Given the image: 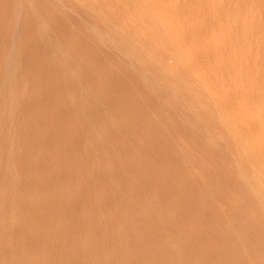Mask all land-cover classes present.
Wrapping results in <instances>:
<instances>
[{
  "label": "rangeland",
  "instance_id": "374dc122",
  "mask_svg": "<svg viewBox=\"0 0 264 264\" xmlns=\"http://www.w3.org/2000/svg\"><path fill=\"white\" fill-rule=\"evenodd\" d=\"M0 1L1 264H264V0Z\"/></svg>",
  "mask_w": 264,
  "mask_h": 264
},
{
  "label": "bare ground",
  "instance_id": "6f19581e",
  "mask_svg": "<svg viewBox=\"0 0 264 264\" xmlns=\"http://www.w3.org/2000/svg\"><path fill=\"white\" fill-rule=\"evenodd\" d=\"M3 1H4V0H3ZM3 1H2V3H3ZM13 1H15V0H13ZM17 1H18V0H16L14 3H17V4H18L19 1H18V2H17ZM20 1H21V0H20ZM24 1H25V0H24ZM26 1H27V0H26ZM28 1H29V2H27V3H29V5H30V0H28ZM32 1L34 2L35 0H32ZM38 1H40V3H42V4H43V2H44V0H42V1H41V0H36V1L34 2L35 5H36V2H38ZM47 1H48V0H46L45 2L47 3ZM69 1H70V0H69ZM71 1H73V0H71ZM74 1H75V0H74ZM82 1H83V0H77L78 3H81ZM86 1H87V0H85V2H86ZM89 1H90V0H89ZM48 2L50 3V0H49ZM51 2H52V3H55V2H53L52 0H51ZM62 2H67V1H62ZM85 2L83 1L81 4L83 5V3H85ZM0 3H1V1H0ZM27 3H26V4L23 3V4H25V6H26ZM31 3H32V2H31ZM70 3H71V2H70ZM72 3H76V2H72ZM8 4H9V3H8ZM8 4H7V5H8ZM38 4H39V3H38ZM60 4H61V3H60ZM63 4H64V3H63ZM86 4H87V3H86ZM88 4H89V3H88ZM14 5L16 6V4H14ZM20 5H21V4H20ZM20 5H17V6L20 7ZM29 5H27V7H28ZM33 5H34V4H33ZM35 5H34V6H35ZM49 5H51V4H49ZM57 5H58V3H57ZM57 5H56V6H57ZM66 5H67V4H66ZM69 5H70V4H69ZM69 5H68V6H69ZM17 6H16V7H17ZM23 6H24V5H23ZM40 6H41V7H39V5H38V7H39V9H40V11H38V12L40 13L41 18L43 17V18L45 19V21L47 20V23H48V21H49V22H51L50 25H53V26H49V24H48L47 27L49 26L51 29H49V28H47V29H49V31L52 30L51 32H53V31H57V33H58V32L60 33L61 29L64 28V27L61 28V25L63 26V24H64L65 22L63 21V23L61 24L59 21H60V18H62V17H61V16H58V17H60V18L57 17V18H58V19H57V18L55 17L56 15H55V16L53 15L54 13H56L55 9H53L54 6H55V4L52 5V6H53V8H52L53 10L51 9V6L49 7L48 5H47V7H46V5H41V4H40ZM70 6H71V5H70ZM73 6H74V5L72 4V7H73ZM2 7H3V6H2ZM2 7H0V8H2ZM4 7H6V6H4ZM4 7H3V8H4ZM8 7H10V5L7 6V8H8ZM30 7L33 9V7H32L31 5H30ZM35 7H36V8H34V10H35V9H38L37 6H35ZM48 7H49V8H48ZM58 7H59V6H58ZM63 7H64V6H63ZM75 7H78V8H79L80 6H78V5L76 4ZM75 7H74V8H75ZM82 7H83V6H81V8H79V9H82ZM17 8H18V7H17ZM22 8H23V7H22ZM31 8H30V9H31ZM47 8H48L49 10L51 9L52 12H53V11H55V12H54V13H51ZM55 8L57 9V7H55ZM59 8H60V7H59ZM59 8H58L59 12H62V11H60V9H61L62 7H61L60 9H59ZM9 9H10V8H9ZM11 9H13V6H11ZM20 9H21V8H20ZM23 9H25V8H23ZM27 9H28V8H26V11H24V10H23V11H24V13L27 12V13H28L27 15H29V17H26V18L24 17V18H23V16L26 15V14H25V15L21 16V17H22V20L24 19V20L27 21V18H28L29 20H28L27 22H29V21L31 22V25H30L31 29H32V30L35 29V28L38 29L37 27H39L38 25L40 24L41 20H43V18H42L41 20L36 19L37 22L40 21L39 23H37L38 25H37V27H36V23H35V19H34L35 16H32V15L29 13L30 11H31V12H34V11H33V10H30V11H29V10H27ZM72 9H73V8H72ZM75 9H77V8H75ZM5 10H7V9H5ZM58 10H57V11H58ZM62 10H63V9H62ZM2 11H4V10H2ZM7 11H8V10H7ZM7 11H6L5 13H8ZM11 11H12V10H10L9 12H11ZM23 11L20 10L21 13H22ZM36 11H37V10H36ZM36 11H35V15L37 14ZM74 11H75V10H74ZM74 11H73V12H74ZM13 12H15V10H14ZM78 12H79V11H78ZM81 12H82V11H81ZM11 13H12V12H11ZM21 13H20V14H21ZM1 14H2V12H1ZM9 14H10V13H9ZM15 14H16V13H15ZM61 14H62V13H61ZM66 14H67V12H66ZM75 14H77V13H75ZM79 14H81V13H79ZM4 15H5V14H4ZM7 15H8V14H7ZM38 15H39V14H38ZM57 15H58V14H57ZM69 15H70V14H69ZM5 16H6V15H5ZM5 16H3V17L5 18ZM67 16H68V15H67ZM78 16L80 17V15H78ZM1 18H2V16L0 15V19H1ZM19 18H20V17H19ZM36 18H39V17H36ZM68 18H69V17H68ZM70 18H71V17H70ZM77 18H78V17H77ZM7 19H8V18H7ZM71 19H74V18H71ZM75 19H76V18H75ZM1 20H2V19H1ZM9 20H11V19H9ZM24 20H23V21H24ZM62 20H64V19H61V21H62ZM65 20H66V18H65ZM3 21H4V20H3ZM45 21H44L43 23L41 22V24L44 25ZM67 21H68V19H67ZM70 21H71V20H70ZM78 21H79V20H78ZM78 21H77V22H78ZM6 22H7V21H6ZM9 22H10V21H9ZM13 22H14V21H13ZM13 22H11L12 25H13ZM27 22H25V24H26ZM30 22H29V23H30ZM68 22H69V21H68ZM79 22H80V21H79ZM23 23H24V22H23ZM23 23L21 24L22 26L25 25V24L23 25ZM34 23H35V25H34ZM47 23H46V24H47ZM58 23H60V24H58ZM70 23H71V22H69V24H70ZM80 23H81V22H80ZM0 24H1V23H0ZM2 24H3V22H2ZM2 24H1V25H2ZM4 24H5V23H4ZM6 24H7V23H6ZM27 24H28V23H27ZM27 24H26V25H27ZM71 24H72V23H71ZM75 24H76V23H75ZM59 25H60V26H59ZM66 25H67V24L65 23L64 26L66 27ZM77 25H78V24H77ZM2 26H4V25H2ZM28 26H29V25H28ZM28 26H27V27H28ZM67 26H68V25H67ZM70 26H71V25H70ZM79 26H80V25H79ZM79 26H78V27H79ZM6 27H7V26H6ZM14 27H15V25H14ZM14 27H13V28H14ZM24 27H25V26H24ZM76 27H77V26H76ZM76 27H75V28H76ZM1 28L3 29L4 27H1ZM1 28H0V29H1ZM21 28H23V27H21ZM42 28H44V27H42ZM60 28H61V29H60ZM69 28H70V29H73L74 27H73V28L69 27ZM75 28H74L72 31H77V30H75ZM4 29H5V28H4ZM7 29H9V28H7ZM10 29H11V26H10ZM27 29L30 31V28H29V27H28ZM28 30H27V31H28ZM45 30H46V28H45ZM45 30H43V31H44V33H45V36L47 37V35H48L49 33H48L47 31H45ZM66 30H68V29H66ZM1 31H2V30H1ZM6 31L9 32V30H6ZM14 31H15V30H14ZM24 31H25V28L23 29V32H24ZM34 31H37V30H34ZM43 31H42V32H43ZM78 31H79V30H78ZM8 32H7L6 35H9ZM17 32H18V30L16 31V33H17ZM25 32H26V31H25ZM46 32H47V33H46ZM61 32H62V31H61ZM68 32H69V30H68ZM68 32L66 31V33H68ZM79 32H80V31H79ZM79 32H78V33H79ZM0 33H1V32H0ZM2 33H3V32H2ZM4 33H5V32H4ZM4 33H3V34H4ZM18 33L21 34L22 32H18ZM18 33H17V34H18ZM30 33H31V32H30ZM35 33H36V32H35ZM57 33L55 32L54 35L57 36ZM59 33H58V34H59ZM66 33H64V34H66ZM22 34H23V33H22ZM22 34H21V35H22ZM31 34L33 35V33H31ZM37 34H38V33H37ZM37 34H35V35H37ZM40 34H41V31H40ZM46 34H47V35H46ZM50 34H51V33H50ZM79 34H80V33H79ZM6 35H4V36H6ZM24 35H25V34H24ZM42 35H43V34H42ZM42 35H40V36L42 37ZM60 35H61V37L65 38V36H63V32H62ZM74 35H76V34H74ZM74 35H73V37H74ZM1 36H2V35H1ZM1 36H0V39H1ZM10 36H11V35H10ZM10 36H9V37H10ZM22 36H23V35H22ZM22 36H21V38L23 39L24 36H23V37H22ZM40 36H39V34L37 35V37H40ZM43 36H44V35H43ZM52 36H53V33H52ZM52 36H49V37H52ZM67 36H69V35H67ZM76 36H78V34H77ZM79 36H80V38H81V35H79ZM79 36H78V37H79ZM12 37H13V35H12ZM29 37H30V36H29ZM29 37H27V38H29ZM33 37H35V36H33ZM33 37H32V38H33ZM41 37H40V38H37V39L34 38V40L36 39L34 42H37L38 39H39L40 43L43 42V41H44V39H43L44 37H42V40H43V41L40 40ZM46 37H45V38H46ZM49 37H48V38H49ZM59 37H60V36H59ZM69 37H71V36H69ZM6 38H8V37H6ZM10 38H11V37H10ZM19 38H20V37H19ZM19 38H18V39H19ZM48 38H47V39H48ZM56 38H57V37H56ZM74 38H75V37H74ZM2 39H3V38H2ZM2 39H1V40H2ZM13 39H14V38H13ZM49 39L51 40V38H49ZM67 39H68V38H66V40H67ZM1 40H0V42H1ZM7 40H8V39H7ZM14 40H15V39H14ZM14 40H13V42H14ZM23 40H24V39H23ZM23 40L19 39L18 42H19V41H22V42H23ZM27 40H28V39H27ZM29 40H30V39H29ZM29 40H28V41H29ZM68 40H69V39H68ZM74 40H75V39H74ZM81 40H82V39H81ZM4 41H6V40H4ZM4 41H3V42H4ZM30 41H32V39H31ZM51 41H52V40H51ZM51 41H50V42H51ZM58 41H61V39L58 40ZM58 41H57V42H58ZM62 41H63V40H62ZM75 41H76V40H75ZM6 42H7V41H6ZM8 42H9V40H8ZM13 42H12V44H13ZM15 42H17V41H15ZM22 42H21V43H22ZM32 42H33V41H32ZM48 42H49V41H48ZM63 42H64V41H63ZM77 42H78V40H77ZM79 42H80V40H79ZM19 43H20V42H19ZM38 43H39V42H38ZM40 43H39V45H41ZM44 43H45V42H43L42 45H46V47L49 46V44H48L47 42H46L47 44H44ZM59 43H60V42H58V44H59ZM67 43H69V41H68ZM75 43H76V42H75ZM80 43H81V42H80ZM80 43H79V45H80ZM3 44H4V43H3ZM5 44H7V43H5ZM5 44H4V45H5ZM9 44H11V42H10ZM51 44H54V43H51ZM51 44H50V45H51ZM65 44H66V41H65ZM65 44H64V45H65ZM73 44H74V43H73ZM77 44H78V43H77ZM21 45H22V44H21ZM21 45L19 44V46H21ZM23 45H25V44L23 43ZM23 45H22V46H23ZM29 45H30V48H31V46H32L33 44L30 43ZM36 45H37V44H36ZM59 45H60V44H59ZM81 45H82L81 47H80V46H78V47L83 48V44H81ZM1 46H2V44H1ZM1 46H0V47H1ZM74 46H75V45H74ZM34 47H35V44H34ZM65 47H66V46H65ZM65 47H63V48H65ZM67 47H68V46H67ZM1 48H2V47H1ZM5 48H6V47H5ZM5 48H4V49H5ZM36 48H38V47H36ZM36 48H33L35 52L38 51ZM47 48H49V47H47ZM50 48H52V47H50ZM55 48H56V47H55ZM55 48H54V49H55ZM58 48H59V47H57V49H58ZM71 48H72V47H71ZM71 48H69V49H71ZM14 49H15V48H14ZM33 49H30L31 51L28 50V52L30 51V52L32 53V52H33ZM35 49H36V50H35ZM69 49H68V50H69ZM75 49H76V51H77V48H74V50H75ZM17 50H18V49H17ZM17 50H15L14 52L16 53ZM68 50H67V51H68ZM71 50H72V49H71ZM78 50H79V49H78ZM82 50H83V49H82ZM2 51H3V48H2ZM5 51H6V50H5ZM5 51H3V52H5ZM19 51H20V49H19ZM21 51H22V49H21ZM48 51H49V50H48ZM64 51L66 52V50H64ZM64 51H63V52H64ZM76 51H75V52H76ZM3 52H2V53H3ZM8 52H11V51H8ZM22 52H23V51H22ZM38 52H39V51H38ZM42 52H43V51L41 50V53L39 52V53H40L39 55L43 54ZM50 52H51V50H50ZM63 52H62V50L60 51V53H63ZM65 52H64V54H65ZM70 52H71V51H70ZM75 52H74V53H75ZM78 52H79V51H78ZM2 53H1V54H2ZM6 53H7V52H6ZM11 53H12V52H11ZM15 53H14L15 57L12 55V57H14V59H15V58H18V57H17L18 55L15 54ZM18 53H19V52H18ZM24 53H25V52H23V54H24ZM31 53H30V54H31ZM48 53H49V52H48ZM74 53H73V55L75 56L76 53H75V54H74ZM12 54H13V53H12ZM23 54H22V55H23ZM33 54H35V53H33ZM33 54H32V55H33ZM50 54H52V53H50ZM53 54H54V52H53ZM66 54H67V53H66ZM6 55H7V54H6ZM16 55H17V56H16ZM20 55H21V53H20ZM22 55H21V56H22ZM24 55L27 56L26 53H25ZM32 55H31L30 57H29V56H27V57L30 58V60H32L31 57L34 58L33 56H35V55H33V56H32ZM44 55H45V53H44ZM46 55H47V52H46ZM60 55H61V54H60ZM70 55H72V54H70ZM77 55H78L79 58H81L80 56H82V55L80 54V52H79V54H77ZM79 55H80V56H79ZM3 56H4V55H3ZM9 56L11 57V54H10ZM21 56H20V57H21ZM26 56H25V57H26ZM51 56H52V55H51ZM61 56H62V55H61ZM10 57H9V58H10ZM12 57H11V58H12ZM22 57H23V56H22ZM35 57H36V58L39 57V56H37V53H36V56H35ZM42 57H44V56H42ZM42 57H41V58L39 57V58H40V59H43ZM52 57H53V56H52ZM55 57H56V56H55ZM66 57H67V56H66ZM76 57H77V56H76ZM78 57H77V58H78ZM4 58H5V57H4ZM28 58H27V59H28ZM44 58H45V57H44ZM58 58H59V56L57 57V59H58ZM70 58H71V57H70ZM7 59H8V57H7ZM19 59H20V58H19ZM27 59L25 60V58H24L23 60L28 61V62H31V61H29V60H27ZM65 59H66V58H64L63 61H68V60H69L68 57H67L68 60H67V59L65 60ZM5 60H6V59H5ZM5 60H3V58H2V60H0V62H1V61H2V62H3V61L5 62ZM12 60H13V59H12ZM15 60H16V59H15ZM15 60H14V61H15ZM45 60H46V59H45ZM45 60H40V62L42 61V62H41L42 64H41V63H40V64H39V63L37 64V60L35 61V58H34V59H33V62H35V64H37V65H41V68H43L45 65H46V66H47V65L50 66L51 64H50V65H49V64H46L47 62L50 63V61H47V60H46V61H47V62H46ZM14 61H13V64H12L13 66H11V68L14 67V65H16V63L18 62V61H16V62L14 63ZM25 61H23V62H25ZM38 61H39V59H38ZM43 61H45V63H43ZM59 61H60V60H59ZM81 61H82V60H81ZM2 62H1V63H2ZM7 62H8V60H7ZM68 62H69V61H68ZM68 62H67V63H68ZM70 62H71V61H70ZM70 62H69V63H70ZM19 63H20V61H19ZM51 63H52V61H51ZM53 63H55V62H53ZM3 64H4V63H3ZM7 64L9 65V68H10V64H9V63H7ZM24 64H26V63H24ZM35 64H34V65H35ZM43 64H45V65H43ZM30 65H32V62H31ZM30 65H29V66H30ZM62 65H63V63L61 64V66H62ZM66 65H67V64H66ZM66 65H65V66H66ZM21 66H22V65H21ZM24 66H25V65H24ZM24 66H23V67H24ZM27 66H28V65H27ZM27 66H26V67H27ZM29 66H28V68H29ZM35 66H36V65H35ZM46 66H45V67H46ZM57 66H58V64H57ZM57 66L54 65V67H57ZM59 66H60V64H59ZM16 67H17V66H15L14 68H16ZM26 67H25V68H26ZM39 67H40V66H39ZM51 67H53V64H52ZM19 68H20V67H19ZM31 68H32V67H31ZM31 68H30V69H31ZM47 68H50V67H47ZM57 68H58V67H57ZM62 68H63V67H62ZM65 68H66V67H64V69H65ZM67 68H68V66H67ZM21 69H22V68H20V70H21ZM30 69H28V70H30ZM64 69H63V70H64ZM1 70H2V68H1ZM32 70H34V69H31V71H32ZM45 70H46V68H45ZM45 70H44V71H45ZM48 70H50V69H48ZM52 70H53V69H52ZM4 71H6V70H4ZM23 71H24V70H23ZM26 71H27V69H26ZM31 71H30V72H31ZM37 71H38V70H37ZM44 71H43V72H44ZM50 71H51V70H50ZM57 71H58V70H57ZM59 71H61V70H59ZM64 71H65V70H64ZM64 71H63V72H64ZM15 72H18V71H15ZM19 72H20V71H19ZM21 72H22V71H21ZM27 72H28L27 74L30 75L29 71H27ZM35 72H36V71H35ZM40 72H41V71H40ZM53 72H54V71H53ZM65 72H66V71H65ZM65 72H64L63 75H65ZM67 72H68V71H67ZM23 73H24V72H23ZM33 73H34V72H33ZM36 73H37V72H36ZM48 73H49V72H48ZM55 73H56V72H55ZM59 73H62V72H59ZM0 74H2V73H0ZM24 74H26V73H24ZM24 74H23V75H24ZM43 74H45V73H42V76H43ZM53 74H54V73H52V75H53ZM11 75H12V74H11ZM18 75H20V73H19ZM28 75H27V76H28ZM32 75H33V74H31L30 76H32ZM56 75H58V74H55V76H56ZM34 76H35V75H34ZM34 76H33V77H34ZM39 76H40V75H39ZM67 76H68V75H67ZM1 77H2V75H1ZM18 77H19V76H18ZM25 77H26V76H25ZM46 77H47V75H46ZM49 77H51V76H49ZM61 77H62V76H61ZM2 78H3V77H2ZM2 78H1V79H2ZM19 78H20V77H19ZM29 78H30V77H29ZM29 78H28V80H29ZM42 78H43V80L40 79V78H38V80L40 79V80H42V82L45 81V80H44L45 76L42 77ZM52 78H53V77H52ZM1 79H0V80H1ZM10 79H11V78H10ZM26 79H27V78H26ZM63 79L66 80V78H63ZM20 80H21V79H20ZM33 80H34V79H33ZM36 80H37V78H36ZM40 80H39V81H40ZM58 80H59V79H58ZM61 80H62V79H61ZM61 80H60V81H61ZM65 80H64V82H66ZM2 81H3V80H2ZM21 81H22V80H21ZM24 81H25V80H24ZM30 81H32V80H30ZM51 81H54V79L51 80ZM55 81H56V80H55ZM3 82H4V81H3ZM26 82H27V80H26ZM28 82H29V81H28ZM45 82H46V81H45ZM58 82H59V81H58ZM64 82H63V83H64ZM72 82H73V81H72ZM4 83H5V82H4ZM12 83H13V82H12ZM12 83H11V84H12ZM32 83H33V82H32ZM52 83H53V82H52ZM61 83H62V82H61ZM73 83H74V82H73ZM6 84H7V83H6ZM9 84H10V83H9ZM20 84H21V83H20ZM54 84H55V83H54ZM74 84H75V83H74ZM26 85H30V84H26ZM31 85H32V84H31ZM61 85L63 86L64 84H60V86H61ZM9 86H10V85H9ZM17 86H18V85H17ZM34 86H35V85H34ZM5 87H6V86H5ZM11 87H12V86H11ZM63 87H64V86H63ZM68 88H69V87H68ZM16 89H17V88H16ZM19 89H20V88H19ZM71 89H72V88H71ZM3 90H5V89H3ZM3 90H2V91H3ZM11 91H12V89H11ZM67 91H68V90H67ZM3 92H4V94H5V91H3ZM17 92H18V91H17ZM11 93H12V92H11ZM15 93H16V92H15ZM74 93H76V92H74ZM4 94H3V95H4ZM13 94H14V93H13ZM51 95H52V94H51ZM1 96H2V95H1ZM15 96H16V95H15ZM52 96H53V95H52ZM70 96H71V95H70ZM73 97H74V96H73ZM81 97H82V96H81ZM58 98H60V97H58ZM77 98H78V97H77ZM0 99H2V98H0ZM36 99H37V98H36ZM56 99H57V97H56ZM73 99H75V98H73ZM83 99H84V98H83ZM59 100H60V99H59ZM65 100H66V99H65ZM70 100H71V98H70ZM2 101H3V100H2ZM60 101H61V100H60ZM84 101H85V100H84ZM0 102H1V101H0ZM10 102H11V101H10ZM35 102H37V101L35 100ZM64 102H65V101H64ZM69 102H70V101H69ZM79 102H80V101H79ZM61 103H62V102H61ZM86 103H87V102H86ZM86 103L84 102L83 104H86ZM9 104H10V103H9ZM13 104H14V103H13ZM17 105H18V104H17ZM68 105H69V104H68ZM78 105H79V104H78ZM169 106H170V105H169ZM15 107H16V106H15ZM61 107H62V106H61ZM69 107H72V106H69ZM83 107H84V106H83ZM171 107H172V105H171ZM10 108H11V107H10ZM74 108H75V107H74ZM81 108H82V107H81ZM81 108H80V109H81ZM88 108L90 109V107H88ZM11 109H12V108H11ZM60 109H61V108H60ZM60 109H59V110H60ZM65 109H67V106H65ZM2 110L5 111L4 109H2ZM67 110H68V109H67ZM70 110H71V109H70ZM70 110H69V111H70ZM85 110H86V109H85ZM12 111H13V110H12ZM60 111H61V110H60ZM60 111H59V112H60ZM71 111H72V110H71ZM73 111H74V109H73ZM73 111H72V112H73ZM89 111H90V110H89ZM172 111H173V110H172ZM172 111H171V112H172ZM61 112H62V111H61ZM83 112H84V111H83ZM90 112H91V111H90ZM209 112H210V111H209ZM10 113H11V112H10ZM57 113H58V111H57ZM3 114H4V112H3ZM3 114H2V115H3ZM7 114H8V113H7ZM69 114H70V113H69ZM87 114H89V113H87ZM87 114H86V115H87ZM206 114H207V113H206ZM208 114H209V113H208ZM211 114H212V113H211ZM0 115H1V114H0ZM4 115H5V114H4ZM58 115H61V114H58ZM8 116H9V115H8ZM8 116H7V117H8ZM75 116H76V115H75ZM206 116H207V115H206ZM208 116H209V115H208ZM2 117H4V116H2ZM88 117H89V116H88ZM2 119H3V122H4V118H2ZM5 119L7 120L8 118H5ZM9 119H10V118H9ZM205 119H206V118H205ZM208 120H209V118H208ZM210 120H211V119H210ZM1 122H2V121H1ZM90 125H91V124H90ZM0 126H1V125H0ZM15 126H16V124H15ZM92 126H93V125H92ZM199 126H200V124H199ZM199 126H197V127L199 128ZM2 127H3V126H2ZM7 127H8V126H7ZM17 127H18V126H17ZM11 128H12V126H11ZM12 129H14V128H12ZM5 130H6V128H5ZM8 130H9V129H8ZM89 130H90V127H89ZM9 131H10V130H9ZM13 131H14V130H13ZM13 131H12V132H13ZM15 131H16V129H15ZM91 131H92V129H91ZM17 132H18V131H17ZM6 133H7V132H6ZM10 134H11V133H10ZM13 134H14V133H13ZM15 135H16V134H15ZM85 135H87V134H85ZM4 136H5V135H4ZM4 136H3V137H4ZM179 136H180V135H179ZM12 137H13V136H12ZM6 138H7V137H6ZM44 138H45V137H44ZM14 139H17V137H15ZM2 140H3V138H2ZM4 141H5V140H4ZM7 141H9V138L7 139ZM14 141H15V140H14ZM81 141H82V140H81ZM83 141H84V140H83ZM11 142H12V141H11ZM81 143H82V142H81ZM83 143H84V142H83ZM85 143H86V142H85ZM85 145H86V144H84V146H85ZM87 145H88V143H87ZM209 147H212V150L215 148L213 145H212V146H209ZM209 147H208V148H209ZM213 147H214V148H213ZM84 148H85V147H84ZM84 148H83V149H84ZM86 148H87V146H86ZM87 150H88V149H87ZM89 150H90V149H89ZM85 151H86V150H85ZM91 151H92V150H91ZM91 151H90V153H91ZM83 152H84V151H83ZM209 152H210V151H209ZM212 152H213V151H212ZM87 153H89V151H87ZM8 154H9V153H8ZM208 154H209V153H208ZM212 154H213V153H212ZM11 155H12V154H11ZM84 155H85V154H84ZM86 155H87V154H86ZM209 155H211V154H209ZM95 156H96V155H95ZM2 157H4V156L2 155ZM8 157H9V156H8ZM183 157H184V156H183ZM89 158H90V157H89ZM91 158H92V157H91ZM98 158H99V157H98ZM98 158H97V159H98ZM9 159H10V158H9ZM87 159H88V158H87ZM94 159H95V158H94ZM94 159H93V161H94ZM184 159H185V157H184ZM0 160H1V159H0ZM3 160H4V159H3ZM89 160H90V159H89ZM8 161H10V160H8ZM90 162H91V161H90ZM186 163H187V162H185V164H186ZM187 164H188V163H187ZM15 166H16V165H15ZM17 167H18V166H17ZM185 169H186V167H185ZM189 169H190V168H189ZM185 171H186V170H185ZM190 171H191V170H190ZM3 172H4V171H3ZM7 172H8V171H7ZM188 172H189V171H188ZM0 173H1V171H0ZM190 173H191V172H190ZM2 174H3V173H1V177L4 175V174H3V175H2ZM66 175H68V174H66ZM66 175H65V176H66ZM184 175H185V174H184ZM186 175H187V174H186ZM189 175H190V174H189ZM187 176H188V175H187ZM67 177H68V176H67ZM69 177H71V176H69ZM183 177H184V176H183ZM66 179H67V178H66ZM187 179H188V178H187ZM187 179H186V180H187ZM189 182H190V181H189ZM7 183H8V182H7ZM248 183H249V182H248ZM243 184H244V183H243ZM5 185H6V184H5ZM2 186H3V185H2ZM204 186H205V184H204ZM245 186H246V184H245ZM245 186H244V187H245ZM6 187H7V186H6ZM13 187H14V186H13ZM199 187H200V186H199ZM2 188H4V187H2ZM11 188H12V187H11ZM194 188H195V187H194ZM3 190H5V189H3ZM7 190H8V189H7ZM0 191H2V190H0ZM200 191H201V190H200ZM8 192H9V191H8ZM8 192L6 191L5 194L8 193ZM204 192H205V191H204ZM206 192H208V191H206ZM207 194H208V193H207ZM261 194H262V193H261ZM8 195H9V194H8ZM6 198H8V197L6 196ZM3 199H4V198H3ZM14 200H15V199H14ZM1 202H2V201H1ZM5 202H6V199H5ZM15 204H16V203H15ZM17 204H18V203H17ZM17 204H16V206H17ZM6 206H7V207H10V205H9V206L6 205ZM0 207H1V206H0ZM12 207H13V206H12ZM17 207L19 208V206H17ZM4 209H5V208H4ZM14 209H16V208H14ZM14 209H13V211L15 212ZM0 211H1V210H0ZM6 211H7V210H6ZM8 212H9V211H8ZM8 212H7V213H8ZM4 213H5V211H4ZM7 213H6V214H7ZM15 213H16V212H15ZM256 213H257V212H256ZM1 214H2V212H1ZM263 214H264V213H263ZM2 215H3V214H2ZM4 215H5V214H4ZM256 215H257V214H256ZM261 215H262V214H261ZM261 215H260V216H261ZM2 217H3V216H2ZM14 217H15V216H14ZM0 218H1V217H0ZM5 218H6V217H5ZM3 220L6 221V219H3ZM13 220H14V219H13ZM5 221H4V222H5ZM4 222H3V223H4ZM7 222H9V221H7ZM12 222H13V221H12ZM12 222H11V223H12ZM5 225H8V224H5ZM5 225L3 224V226H5ZM0 226H2V225H0ZM3 226H2V227H3ZM2 229H3V228H2ZM26 230H27V228H26ZM50 230H51V229H50ZM27 231H28V230H27ZM0 232H1V231H0ZM21 232H22V231H21ZM24 232H25V231H24ZM29 232H30V231H29ZM8 234H9V233H8ZM25 234H26V233H25ZM25 234H24V233H23V234L21 233L22 236L25 235ZM28 234H29V233H28ZM1 235H2V234H0V236H1ZM26 235H27V234H26ZM2 237H3V236H2ZM2 237H0V238H2ZM26 237H27V236H26ZM24 238H25V236H24ZM118 238H119V237H118ZM3 239H4V238H3ZM117 240H118V239H117ZM119 242H120V241H119ZM3 243H4V242H3ZM5 243H6V239H5ZM7 243H8V242H7ZM13 243H14V242H13ZM13 243H12V244H13ZM2 245H3V244H2ZM2 245H1V246H2ZM10 245H11V244H9V246H10ZM11 246H12V245H11ZM3 247H4V246H2V248H3ZM13 247H14V246H13ZM4 248H5V247H4ZM9 248H10V247H9ZM9 248H8V249H9ZM12 250H13V249H12ZM3 251H4V250H3ZM1 252H2V251H1ZM5 252H6V251H5ZM13 252H14V250H13ZM2 253H3V252H2ZM4 254H5V253H4ZM6 256H7V255H6ZM10 256H11V255H10ZM12 256H13V255H12ZM14 256H15V255H14ZM14 258H15V257H14ZM21 258H22V257H21ZM4 259H5V258H4ZM7 259H8V258H7ZM7 259H5V260H7ZM15 259H17V258H15ZM0 260H1V259H0ZM175 260H176V259H175ZM181 261H182V260H181ZM248 261H249V260H248ZM2 262H3V261H2ZM14 262H15V260H14ZM251 262H252V261H251ZM8 263H9V262H8ZM17 263H18V262H17ZM180 263H181V262H180ZM0 264H1V263H0ZM15 264H16V263H15ZM177 264H178V263H177ZM251 264H252V263H251Z\"/></svg>",
  "mask_w": 264,
  "mask_h": 264
}]
</instances>
